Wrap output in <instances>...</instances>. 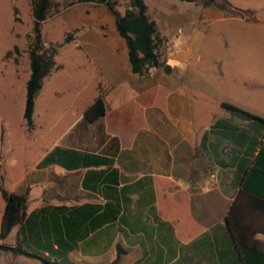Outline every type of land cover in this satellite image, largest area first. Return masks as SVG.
I'll return each instance as SVG.
<instances>
[{"label":"crops","instance_id":"obj_1","mask_svg":"<svg viewBox=\"0 0 264 264\" xmlns=\"http://www.w3.org/2000/svg\"><path fill=\"white\" fill-rule=\"evenodd\" d=\"M180 1V29L146 5L162 38L160 65L147 73L131 71L127 49L97 48L104 114L85 122L83 108L69 129L74 143L44 149L17 180L31 187L27 239L35 233L67 248L77 264H105L117 245V264H240L224 217L264 143V124L223 104L264 120V0ZM81 130L92 135L82 140ZM56 146L78 160L38 165ZM256 227L264 230L261 218ZM254 238L264 249V231ZM7 253L0 264H41Z\"/></svg>","mask_w":264,"mask_h":264},{"label":"rangeland","instance_id":"obj_2","mask_svg":"<svg viewBox=\"0 0 264 264\" xmlns=\"http://www.w3.org/2000/svg\"><path fill=\"white\" fill-rule=\"evenodd\" d=\"M115 1L116 9L122 13L124 0ZM144 2L151 16L153 10L167 26L183 28L184 20L178 11L186 7L185 3L180 0ZM237 2L245 4V0ZM31 27L30 0H0V178L7 190L13 188L16 192H22L26 186L31 188L17 180L33 166L44 149L54 143H74L70 127L82 109L103 90L97 48L108 44L116 47L119 55L126 51L113 18L103 4L92 0H51L40 33L45 43H61L55 55L58 66L42 80L34 99L33 127L28 130L22 112L29 74ZM68 33L72 39L62 43ZM91 131L81 130L80 138L92 135ZM2 205L0 196V214ZM0 242L12 244L13 241L0 238ZM0 256L5 260L10 254L1 252Z\"/></svg>","mask_w":264,"mask_h":264},{"label":"trees","instance_id":"obj_3","mask_svg":"<svg viewBox=\"0 0 264 264\" xmlns=\"http://www.w3.org/2000/svg\"><path fill=\"white\" fill-rule=\"evenodd\" d=\"M92 1L103 4L112 16L115 29L125 42L127 58L132 72L145 74L150 67L160 65L157 49L162 43V38L156 30L155 23L149 19L146 13L147 7L143 0H124L125 8L122 13L116 9L115 0ZM200 1L203 5H208L216 0ZM226 5L228 3L223 0L221 6ZM50 6L51 0H30L32 27L28 50L29 74L25 82L22 112L24 125L28 130L33 127L34 99L42 87V80L52 69L58 66L55 62V55L61 43H45L41 39L40 33L41 24L45 20ZM71 39V33H68L63 38L62 43H67ZM223 106L244 119L256 118L264 124L263 119L232 105L223 104ZM104 111L102 96L99 93L83 109L82 119L85 122H94L104 114ZM111 139L116 143L115 138ZM68 160H78V157L74 155L73 150L56 146L39 161L38 165L43 166ZM245 175L246 177L242 179L241 186L225 214V223L237 250L240 264H264V249L260 247V242L254 238L256 232L264 231H260L262 229L256 227L260 218L264 222V196L260 187L262 181H264V143L259 148L252 166ZM189 180L193 187L197 186L199 171L192 169ZM28 193V186L22 192L7 190L0 178V196L3 200L0 214V238L2 240L11 238L13 241L12 244L0 242V253L10 252L13 255L34 258L41 264H77L68 258L67 248L53 247L52 243L48 242L40 243L35 233L32 235L31 240L27 239L22 232V224L26 217ZM29 230L31 231L33 228L30 226ZM55 240L58 244L59 240ZM37 248H40L41 252ZM123 251L117 245L115 257L105 264H117ZM43 252H47V254Z\"/></svg>","mask_w":264,"mask_h":264},{"label":"water","instance_id":"obj_4","mask_svg":"<svg viewBox=\"0 0 264 264\" xmlns=\"http://www.w3.org/2000/svg\"><path fill=\"white\" fill-rule=\"evenodd\" d=\"M165 73H168L170 70L169 65H164L163 69H162Z\"/></svg>","mask_w":264,"mask_h":264},{"label":"built area","instance_id":"obj_5","mask_svg":"<svg viewBox=\"0 0 264 264\" xmlns=\"http://www.w3.org/2000/svg\"><path fill=\"white\" fill-rule=\"evenodd\" d=\"M212 176V175H211Z\"/></svg>","mask_w":264,"mask_h":264}]
</instances>
